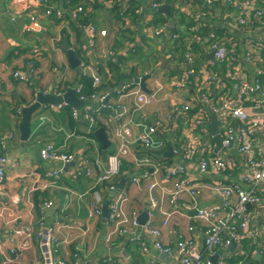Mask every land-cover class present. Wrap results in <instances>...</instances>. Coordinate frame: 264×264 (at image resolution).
I'll return each instance as SVG.
<instances>
[{"label":"crops","instance_id":"1","mask_svg":"<svg viewBox=\"0 0 264 264\" xmlns=\"http://www.w3.org/2000/svg\"><path fill=\"white\" fill-rule=\"evenodd\" d=\"M64 1L54 2L64 15V21L59 22L53 17H45L44 9L37 6L35 0H26L24 3L0 0V139L5 137V149L3 150L0 145V157L7 159L2 165L5 174L3 189L6 195L1 196L4 199H0V209L10 206L11 201L20 200L13 211L16 216L29 218L27 197L24 196L30 190L39 187L31 195L36 208L38 209L45 200L53 203L50 209L43 212L45 225L57 222L72 228L69 234L63 232L59 235L61 240L69 238L71 241L70 244L60 248L61 258L66 264L72 262L73 264H105L103 260L109 257L113 258L115 264H124V261L128 264H150V259L154 264L163 263L164 254L158 253L152 247L148 236L144 235L143 240L149 252L148 255H143L138 245L118 236L108 237L110 227L108 224H102L101 217L90 218L96 191H99L104 201H109L112 197L104 187L97 188L98 177L107 168L116 169L118 174L114 181L117 185L121 180L125 181L123 189L118 191H122L128 199L127 213L135 210L142 214L148 208L150 199L162 203L150 209V213L152 226L161 230V243L170 248V252L166 255L177 261L175 251L179 236L186 241L191 240L194 248L199 252L202 251L205 227L204 224L194 221L195 205L193 206L192 200L182 196L180 207L172 208L169 206L167 195L162 194L160 189L150 191L147 182L135 184L132 181L133 177L139 174L135 159L142 157L144 152L138 140L141 131L137 126L138 123L145 121L153 124L159 121L162 124L156 135L163 143V148L158 154L161 160H168V165L172 164L171 155L165 157L164 153L167 146H171L175 135H179L178 124L171 116L170 101L167 98H160L155 105L141 111L133 110L130 94L137 90L143 92L134 84V77L141 79L149 76L145 81L149 93L156 89L154 82L159 81L164 93L170 91L181 102H189L188 92H175L172 87L175 83V74L186 69L185 63L179 58L184 46L191 40V35L201 34L204 40L206 33L212 28L216 31H225L227 37L237 44L236 55L241 69L247 73L249 80L252 81L254 77L259 78L264 84V18L254 27L230 30L225 27L223 17L231 13L237 16L238 12L225 0H213L211 7L204 5L203 0H178L176 10L172 5L173 0L160 1V6L156 10L151 8V0H123L121 3L129 5V9L125 12L121 11L122 4L117 6L115 0H93V5L85 12L89 19L86 26L93 25L99 30H104L106 36L98 38L91 48L88 46L87 35L79 24V18L72 19V11L67 9ZM108 1H113V5L108 4ZM119 1L116 0V3ZM254 2L255 5L259 4V0ZM167 6L168 15L159 11ZM30 16L34 20H31ZM197 16L200 18L197 19ZM157 30L161 31L160 35H155ZM175 32L180 33L181 39L172 40L170 34ZM184 35L188 36V39ZM64 39L74 51L79 61L78 66L74 67L72 64H75V60L66 50L60 48ZM205 41V47L192 46L198 54L197 66L208 63L211 71L220 79L222 89L224 91L232 89V81L227 76L225 64H217L213 56L208 57L211 51ZM33 50L39 51V56L35 60L30 59ZM243 50H252L259 60L255 63L246 62L243 58ZM109 51L114 52V55L109 59L103 58V54ZM29 62L34 64L37 75L31 77L27 84L14 80L12 73L17 70L24 71ZM108 62H111L112 64H109L112 66L115 65L117 70L110 71ZM117 71L123 76L118 83L115 82L118 79ZM84 77L90 80L92 87H102L89 100L85 99L86 106L97 108L99 101L96 103V100L102 95L109 94L112 106H117L118 112L124 113L123 119L121 121L116 119L118 113L116 110L111 111V114L99 110L93 116L94 122L89 123L82 117L85 106L74 110L66 105L60 108L43 105L31 115L29 125L31 133L24 148H20L21 111L35 103L38 93L62 95L68 89L82 86ZM94 78L98 79L97 83H94ZM123 87H128V91H125V95L120 98L118 93ZM77 96L79 97L78 94ZM73 112L78 113L77 118L73 117ZM213 120L217 125V119L213 117L209 125ZM90 124L105 129L111 142L105 156L101 154L99 143L90 137L92 134ZM121 124L128 125L131 130L125 155L120 153L122 140L115 136V129ZM209 125L207 139L214 143L218 151L215 136L210 133ZM218 128L217 125L220 135ZM9 136L11 138L7 139ZM260 140L264 143L263 137ZM45 144L53 145L61 153L74 155L75 162L68 163L65 167L61 163L41 161L39 152ZM218 152L226 154L221 150ZM16 153L18 154L15 158L10 159ZM228 156L235 163V167L231 171L207 175L211 180L225 184L240 182L244 162L233 153L228 152ZM84 165L90 171V176L84 174L73 179L71 174L85 167ZM54 168H61L64 175L55 185L44 188L47 186L44 173ZM33 175H37L38 179L35 180ZM187 176L207 180L206 176L202 177L199 173L196 163L189 165ZM156 181L163 184L158 177ZM168 184L165 185L166 188L170 187V183ZM195 200L196 207L202 208H210L220 202L214 193L206 191ZM172 210H178L179 214L171 216L168 225L163 227L161 211L169 213ZM247 210L251 216L250 229L257 237H264V201L257 206H248ZM35 214L39 212L36 211ZM1 230L5 234V228L0 222V245L6 246V239ZM73 255L79 258L74 260ZM39 256L40 251L35 243L28 257L34 259ZM222 260L227 264H264V259L259 256L249 239H244L239 245L232 247H219L210 257L211 264H218Z\"/></svg>","mask_w":264,"mask_h":264},{"label":"built area","instance_id":"2","mask_svg":"<svg viewBox=\"0 0 264 264\" xmlns=\"http://www.w3.org/2000/svg\"><path fill=\"white\" fill-rule=\"evenodd\" d=\"M26 0H13L14 3H24ZM160 1L151 0V8L158 9ZM213 0H203L204 5L211 7ZM72 0H65L64 4L67 9L71 10L72 19L79 20L86 15L87 8L93 5V0L70 6ZM225 2L238 12L237 16L226 14L225 27L230 30H238L245 27H254L261 23L264 18V0H259L255 5L254 0H225ZM179 1L173 0V7L176 10ZM35 4L44 9V16L53 17L59 22L64 21V15L58 9H54L46 0H35ZM113 5V1H108ZM121 11L129 9V5L121 3ZM31 20H34L31 17ZM197 19L200 16L196 17ZM34 22V21H33ZM83 27V26H82ZM87 38L88 46L93 47L98 38H104L106 32L99 30L93 25L83 27ZM161 31L157 30L155 35H160ZM172 40L181 39L178 32L170 34ZM207 48L212 52L213 59L217 64H225L227 76L232 81V89L224 91L217 74L211 71L208 63L197 66L198 54L192 46H204L203 36L193 34L191 40L184 46L181 55V61L185 63L186 69L179 74H175V83L173 90L186 91L189 93V102H181L178 97L168 91L164 93L163 87L159 81H155L156 89L150 94H145L137 90L132 95L133 110L141 111L146 107L155 105L160 98H167L170 101V113L174 120L177 121V130L179 135H175L171 143L172 164L164 165L159 158V151L163 148V143L157 139L156 135L162 124L155 121L148 124L142 121L137 124L140 128L138 140L143 149L142 157L136 158L135 163L139 168V174L133 177L132 181L138 184L142 181L148 183L150 191L160 189L162 194L167 195L169 206L172 208L180 207V198L189 197L195 209L194 221L204 224L205 231L202 236V251H197L191 240H185L178 237L176 241L175 259L180 264H211L210 257L216 253L219 247H228L230 244L239 245L244 239H249L259 254L264 259V237L259 238L250 229L251 216L247 207L257 206L264 201V157L263 142L264 138V84L259 78L249 80V76L240 66L237 58V44L227 37L225 31H216L211 28L205 35ZM203 40V41H202ZM244 52L246 62L255 63L259 59L252 50ZM114 52H106L103 58L109 59ZM39 52L32 51L31 60H35ZM262 60V59H260ZM264 60V55H263ZM37 71L34 64L27 63L24 71L17 70L12 73L14 80L19 83L27 84L31 77H35ZM98 79L94 78V83ZM138 86V84H137ZM139 87V86H138ZM82 86L75 90L79 94ZM128 91V87H123L118 96L122 98ZM79 98H82L79 96ZM85 100V99H84ZM51 107V106H50ZM57 108L62 105L56 106ZM117 106H112L111 98L108 95H102L99 99V106L91 108L85 106L82 110V117L89 123L94 122L93 116L100 109L116 110ZM53 108V107H51ZM262 108L260 114L254 113L255 110ZM77 118V112L72 113ZM124 113H117L116 119L121 121ZM217 119L219 133L221 136V147L219 150L226 154L216 151L214 143L207 139L208 125L211 118ZM115 136L122 140L120 153H127L126 147L129 145L127 140L131 136L130 127L121 124L115 129ZM11 138L9 136L7 139ZM2 149H5V137L0 139ZM229 153H233L244 162V170L240 175V182H230L225 184L221 181L210 179L207 175H215L221 172L231 171L235 163L230 160ZM39 158L43 162L61 163L62 165L75 162V156L59 152L53 145L45 144L40 152ZM6 157H0V196H5L3 185L5 174L2 165L6 163ZM196 163L199 173L203 178L194 179L187 176L189 165ZM85 166V165H84ZM90 176V171L85 167L77 169L71 174L75 179L81 175ZM116 169L107 168L102 171L97 179V188L104 187L107 193L113 194L109 200V216L107 224L110 227L108 237L118 236L119 238L139 246L143 255H148L149 248L143 240V236L151 239L152 247L160 254H167L170 248L161 243V230L152 226L150 209L156 208L159 204L155 199L148 202V220L143 226L138 225L137 219L141 213L126 210L128 199L122 191H118L117 183L114 178L117 175ZM64 175L61 168L48 170L44 173V179L47 186L56 184L60 177ZM160 178L163 184H159L156 178ZM35 180L37 175H33ZM170 187L166 188L165 185ZM39 189L30 190L25 194L26 204L28 206V217L15 215L13 209L20 202L11 201L10 206H4L0 209V222L5 228L6 246L0 245V264H66L61 258L60 248L63 245L70 244L69 238L61 240L60 233H70L72 228L61 223L45 225L43 212L53 206L51 201L45 200L37 209L31 200L32 193ZM214 193L220 200L218 204L210 208L196 207V198L202 192ZM104 199L99 191L94 193V204L90 218L101 217V205ZM188 208V207H187ZM38 211L39 214H35ZM178 210H172L167 213L161 211L162 226L166 227L169 219L173 215H178ZM192 228H189V230ZM109 240V239H108ZM35 243L38 245L39 258L28 257L29 252L33 249ZM79 256L73 255L77 260ZM105 264H115L113 258L109 257L103 260ZM150 264L154 261L150 259ZM124 264H128L124 261ZM164 264V263H158ZM218 264H227L225 260Z\"/></svg>","mask_w":264,"mask_h":264},{"label":"water","instance_id":"3","mask_svg":"<svg viewBox=\"0 0 264 264\" xmlns=\"http://www.w3.org/2000/svg\"><path fill=\"white\" fill-rule=\"evenodd\" d=\"M168 9H169V7L167 6L165 8L159 9V11L165 12L168 15L169 14ZM60 48L62 50H66L68 55L73 60H75V64L72 62L73 63L72 65L74 67L79 65V61H78L74 51H72L70 49V46L66 43L65 39H64L63 43L60 45ZM212 56H213V51L210 53V55L208 57L212 58ZM148 78H149V76H145L141 79H137L136 77H134V84L135 85L138 84L139 88L143 92L150 94L149 91L147 90L146 86H145V81ZM98 98H100V96H98ZM98 101H99V99L96 100V103H98ZM43 105H52V106L66 105V106H70L74 110H79L80 107L86 106V102L84 99H81L77 96L75 89H68L62 95H54L52 93L43 95L42 93H38L36 95L35 103L32 104L31 106L27 107V108H24L21 111V122L19 125L20 140H21L20 148H22V149L24 148L25 142H27V140L30 136L31 130H30L29 125H30L31 115ZM100 112L106 113V114H111L110 110H105V109H100ZM262 112H263L262 108H259V109L254 111V113H257V114H260ZM90 129L92 131V136L99 143V145L101 147L102 156H105L106 151L111 146V142L109 141V138L105 132V129H103L101 127H96L94 124H90ZM209 131L212 135L215 136L214 140L216 143L217 150L220 149L221 137H220V135H218L217 125H216L215 120H213L211 122V124L209 125ZM20 152H22V151H19V153ZM17 154L18 153L12 155L10 157V159H14ZM170 155H171V146L168 145L166 152L164 153V156L167 157ZM263 157H264V147H263ZM64 166L67 167L68 165L65 164ZM124 184H125V181L121 180L119 182V184L117 185V188L122 190ZM111 196H113V194H111ZM0 199H4V198L0 196ZM148 212H149V209L146 208L142 212V214H140V216L137 219L138 225L143 226L146 223V221L148 220ZM108 216H109V201L107 200V201H104L102 206H101V222H102V224H104V225L107 224ZM232 246H235V244L229 245V247H232ZM163 261H164L163 262L164 264H180L178 261L173 260L170 255H166V254H164V260Z\"/></svg>","mask_w":264,"mask_h":264},{"label":"trees","instance_id":"4","mask_svg":"<svg viewBox=\"0 0 264 264\" xmlns=\"http://www.w3.org/2000/svg\"><path fill=\"white\" fill-rule=\"evenodd\" d=\"M47 1V3L49 4V5H52L53 7H54V9H57V7L55 6V4H54V2H56V1H58V0H46ZM88 0H72V2H71V5L70 6H75V5H78V4H81V3H83L84 2V4H85V2H87ZM114 1V0H113ZM123 0H120L119 1V3H116V0L114 1L115 2V4H117V6H119L120 4H121V2H122ZM51 2H52V4H51ZM88 15H84L80 20H79V24L81 25V26H86L87 24H88ZM178 57V56H177ZM179 58V57H178ZM180 60H181V58H179ZM28 61V60H27ZM30 63V62H29ZM109 63H111V62H108V67H109V70L110 71H112L113 69H116L117 70V68H116V66L114 65V66H112L111 64H109ZM117 75H118V79H116L115 80V82L116 83H118L119 81H121L122 80V78H123V76L121 75V74H119L118 73V71H117ZM82 88H81V90H80V92H79V96H81L82 98H84V99H90L91 98V96H93V94H96L97 92H99L100 90H101V86L99 87V88H97V87H92V83L90 82V80L88 79V78H86V77H84L83 79H82ZM91 136V139L92 140H95L94 139V137L92 136V134H90ZM162 163H164L165 165L167 164L168 165V160H166V159H162ZM74 262H72V264H73Z\"/></svg>","mask_w":264,"mask_h":264},{"label":"rangeland","instance_id":"5","mask_svg":"<svg viewBox=\"0 0 264 264\" xmlns=\"http://www.w3.org/2000/svg\"><path fill=\"white\" fill-rule=\"evenodd\" d=\"M184 34H186L185 31H184ZM184 36H185V35H184ZM191 36H192V35H191ZM191 36H190V37H191ZM185 37L187 38L188 36H185ZM187 39H188V38H187ZM34 52H35V53H38L39 51H38V50H34ZM21 84H23V83H21Z\"/></svg>","mask_w":264,"mask_h":264}]
</instances>
